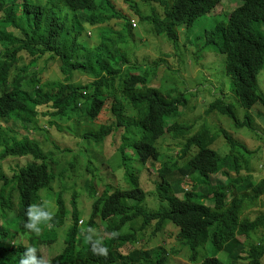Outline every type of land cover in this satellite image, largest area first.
Segmentation results:
<instances>
[{
    "label": "trees",
    "instance_id": "trees-1",
    "mask_svg": "<svg viewBox=\"0 0 264 264\" xmlns=\"http://www.w3.org/2000/svg\"><path fill=\"white\" fill-rule=\"evenodd\" d=\"M141 1L159 2L163 16L153 6L146 14L130 6L138 21L152 25L155 35L164 34L174 45L178 41L176 28L199 23L203 16L212 15L221 2ZM234 1L238 4L226 21L217 23L214 30H204L206 42L196 52L205 51L208 41L219 38L216 48L224 56L223 71L231 78V91L239 107L248 110L257 102L264 104L256 88L257 75L264 66V0ZM112 16L117 15L110 0H0V160L18 158L10 174L0 171V264H19L27 247L37 248L36 255L45 264L39 245L51 248L60 238V252L52 255L48 264H164L166 255L158 251L133 250L124 256L118 251L125 243L136 241V234L152 222L157 229L171 224L177 228L174 237L188 251L190 264H260L264 235H259L256 243H250L248 238L261 230L264 217L250 219L244 212L263 195L264 179L254 183L251 175L241 176L240 158L234 152L239 145L230 139L228 153L221 156L210 147L215 136L207 127L185 138L181 149L182 156H186L183 167H168L166 163L160 166L163 156L158 141L166 135L184 137L188 131L175 120L179 107H185L188 100L176 89L162 93L149 83L147 72H136L140 66L127 64L116 46L129 42L125 35V30L132 31L129 18L121 15L122 29H105L96 45L85 40V23L96 25ZM25 53L32 58L28 67L10 77ZM45 55L47 62L56 66L60 80L42 82L40 76L32 75L36 68L31 71L29 67ZM76 74L88 78L75 81ZM169 79L178 78L170 75ZM214 107L237 124L231 103L218 102L209 109ZM105 114L107 118L101 122ZM74 117L76 124L56 127L58 135L78 138L79 144H97L121 129L117 154L122 160H130L122 164L127 187L106 185L99 196L91 182L94 171L87 165L91 178L86 191L92 203L83 221L77 194H71L68 206L64 198L67 189L53 190L51 184L56 176L63 185V171L54 173V155L42 152L39 142L26 134L5 145L6 133L46 132L39 121L53 127L57 120L70 121ZM165 119L170 122L166 124ZM82 123L89 127L83 126L82 132L74 136L73 130ZM22 158L27 161L21 164ZM133 162L138 164V171ZM73 167L69 163L67 174ZM148 168H155L153 175L160 178L156 185L158 207L154 210L144 206L145 191L138 176L139 170L142 173ZM176 172L181 173L182 183L174 178ZM218 172L226 176V186L209 183L210 175ZM173 181L178 187L171 184ZM32 204H42L52 213L51 222L41 225L36 234L25 229L23 223L26 207ZM67 215L71 221L59 238L58 230L64 227ZM137 222L139 228H132ZM13 230L20 233L23 241L13 242ZM94 230H102L104 235L93 234ZM221 252L227 254L226 262L217 257Z\"/></svg>",
    "mask_w": 264,
    "mask_h": 264
},
{
    "label": "rangeland",
    "instance_id": "rangeland-1",
    "mask_svg": "<svg viewBox=\"0 0 264 264\" xmlns=\"http://www.w3.org/2000/svg\"><path fill=\"white\" fill-rule=\"evenodd\" d=\"M110 2L117 16H112L109 20L99 22L96 25L85 23V40L90 45H96L101 40L100 33L105 29H122L121 15L129 18L132 31L125 30V35L129 42L116 46L120 53L124 54L128 61L127 64L134 63L140 66L136 72L139 73L140 70H142L140 72H147L149 74L147 78L149 83L153 86L156 85L162 93L176 89L183 95L185 100H188L186 108L179 107L178 116L175 118L179 124L186 126L188 131L184 134V137L166 135L158 141L157 147L163 156L161 162H158L160 166L166 163L168 167H183L186 156H182L181 149L185 143V138L209 128L211 134L215 136L210 147L221 156L228 153L230 139L233 143L239 145V147H235L234 152L240 158L241 176L251 175L254 183L264 179V104L257 102L248 110L239 107L236 96L231 91V78L223 71L224 56L216 48V44L219 42L218 37H215L213 42L208 41V46L203 49L205 51L196 52L206 42L203 36L204 30H214V26L217 23L226 21L230 12L238 3L234 0H221L212 15L203 16L199 23L192 26H179L176 28L178 41L174 45L168 41L167 37H164V34L155 35L152 25L147 22H139L137 13L130 7L136 6L139 13L146 14L150 6H153L155 12L163 16V9L159 2L143 3L141 0H110ZM31 59L27 53L21 55L10 77L17 73L20 68L28 67ZM47 61L48 56L45 55L37 60L35 66L29 67L31 71L32 68H36V72L32 75L40 76L42 82L60 80L61 77L56 66L51 65ZM152 61L159 64H153L151 63ZM170 75L178 79L171 80L169 79ZM86 78L88 77L85 75L76 74L74 76L75 81ZM256 88L264 99V66L257 75ZM28 89L31 91L29 87ZM187 92L191 94L189 95ZM221 99L224 102H221ZM218 102L223 104L231 103L233 105L237 124L229 117L217 112L216 107L209 109L210 105H216ZM106 118V114L102 115L100 121L103 122ZM77 119L81 120L82 118L77 117ZM75 120L76 117L70 121L57 120V124L53 127H49L44 121H39V125L44 126V129L47 130L46 132L42 130L20 131L18 135L11 132L6 133L7 140L5 139V145L9 146L12 141L18 140L22 135L26 134L39 142L42 152L54 155L53 159L56 163L54 165V173L58 175L63 171L61 179L64 186L60 182V177L56 176L51 184L53 190L67 189L65 190L64 198L68 206L71 194H77L76 200L82 215L81 220L83 221L87 218L92 203V199L88 197L86 191L87 181L91 178V173L86 171L87 165L91 171H94V179L91 182L94 184L96 196H99L103 191V186L106 185L112 184L113 188L117 185L118 188L121 187L122 189L127 187L122 164L130 163V160H122L117 154L122 135L121 129L113 131L103 142L97 144L92 141H89L88 144L86 142H80L79 144L76 142L78 138L69 139L58 135L57 126L60 128L70 126L76 124ZM168 122L170 121L165 119V123L167 124ZM91 125H94V123ZM83 126H85V129L89 127V125L82 123L78 130H73L76 133L74 136L82 132ZM190 151L194 153L195 149ZM126 153L129 154L130 150H126ZM16 160H18L16 157L0 160V171L10 174V167ZM26 161V158H22L21 164ZM134 161L137 160L134 158ZM69 163H73L74 167L72 173L67 174L68 171L66 169L69 168ZM133 165L138 171V164L133 162ZM154 169L148 168L144 169L142 173L140 170L138 172L140 187L145 191L143 203L149 210H154L158 207L156 185L160 182V178L157 174L153 175L155 173ZM149 175L150 177H148ZM174 178L182 183L180 172H176ZM208 180L212 185L226 186L228 184L226 176L219 172L210 175ZM173 183H176V181L171 182V184ZM175 185L178 187V183ZM189 188L191 187L189 186ZM181 195L179 194L178 197H181ZM49 201H53V199L49 198ZM206 203L211 205L209 200H206ZM247 207L244 215L248 218L264 217V193ZM70 221V216L67 215L64 227L58 230L59 238L64 234V230H66ZM82 221H79V223ZM139 226L140 222H137L132 228L138 229ZM156 227L157 224L154 222L145 226L141 232L136 234V241L125 243L118 249L120 254L124 256L133 250H151L166 255L164 264H190L188 251L174 237L175 229L177 230V228H174L172 224L163 229H157ZM11 233L15 244L21 242L20 233L15 230ZM92 233L98 234V236L100 234L104 235L102 230H94ZM259 235H264V226L258 232L251 234L248 241L256 243ZM60 239L51 248L47 245H39L46 261H49L52 255L60 252ZM237 239L242 242L244 238L238 237ZM208 255H211V253ZM241 256H245V253H241ZM217 257L223 262L228 259L227 254L223 252L219 253ZM136 259H138L137 256ZM239 264L248 263L247 261H241ZM260 264H264V256L261 257Z\"/></svg>",
    "mask_w": 264,
    "mask_h": 264
},
{
    "label": "clouds",
    "instance_id": "clouds-1",
    "mask_svg": "<svg viewBox=\"0 0 264 264\" xmlns=\"http://www.w3.org/2000/svg\"><path fill=\"white\" fill-rule=\"evenodd\" d=\"M24 215L26 217L23 222L24 228L33 234L39 233L41 231V225H46L52 220V213L42 204L27 206ZM87 238L90 239L91 237ZM37 251V248L27 247L19 259V264H41L40 259L36 255ZM44 262L48 264V261Z\"/></svg>",
    "mask_w": 264,
    "mask_h": 264
}]
</instances>
